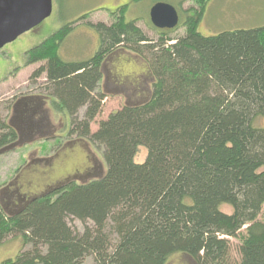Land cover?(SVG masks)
Returning <instances> with one entry per match:
<instances>
[{
	"label": "trees",
	"instance_id": "trees-1",
	"mask_svg": "<svg viewBox=\"0 0 264 264\" xmlns=\"http://www.w3.org/2000/svg\"><path fill=\"white\" fill-rule=\"evenodd\" d=\"M191 1L182 37L153 27L158 38L151 39L125 9L110 26L90 25L101 48L89 60L60 56L72 23L27 52L26 66L44 63L30 80L46 76L45 93L33 105V97L14 98V108L23 101L28 117L41 120L50 108L66 114L67 137L102 148L106 172L59 185L17 211L0 203V244L11 236L24 244L1 264H83L89 257L95 264H167L176 254L197 264H264V128L255 126L264 118V25L204 36L199 27L212 0ZM120 48L147 65L150 97L92 133L107 98L100 90L105 62ZM20 141L0 119V155ZM141 148L148 155L139 164ZM230 238L242 241L237 262Z\"/></svg>",
	"mask_w": 264,
	"mask_h": 264
},
{
	"label": "rangeland",
	"instance_id": "rangeland-1",
	"mask_svg": "<svg viewBox=\"0 0 264 264\" xmlns=\"http://www.w3.org/2000/svg\"><path fill=\"white\" fill-rule=\"evenodd\" d=\"M125 1L53 0L51 14L44 22L0 49V119L14 123L17 128L22 126L24 132L46 127L34 136H22L21 141L13 145L9 152L0 155V202L9 212L15 210V204L25 196L34 198L69 181L83 183L105 174L103 149L91 142L68 138L70 119L66 114L51 109L47 120H41L38 116L29 118L25 112L28 121L21 120L20 124L19 121L13 122L15 111L12 102L14 98L23 100L33 97V105L34 97L45 93L46 76L37 81L30 80L44 63L26 66L28 51L40 46L66 24L72 23L73 30L60 48L61 58L69 62L93 58L101 48V39L90 25H112L115 18L108 10L112 11ZM169 4L180 11L183 21L191 14L190 9L195 7L191 0H172ZM153 5L154 2L150 0L136 4L130 9L128 20L138 21L143 32L156 40L158 34L150 20ZM263 25L264 0H212L208 3L199 32L204 36H214L222 32L256 29ZM184 34L185 28L181 24L171 36L178 38ZM104 76L100 90L107 94V98L100 115L91 125L92 133L97 132L101 122L108 120L127 104L147 101L153 83L144 61L125 49H119L106 60ZM84 113L85 110H81L80 117ZM255 126L264 128V118L257 119ZM55 135L57 138L50 140ZM147 155V150L141 148L136 157L137 163H144ZM1 199L9 202L5 204ZM222 210L227 214L232 213L230 206H223ZM73 225L80 232L85 230L83 223L78 220ZM246 228L241 236L246 235ZM230 241L231 257L237 262L242 241L236 238H230ZM23 249L20 237L7 238L0 244V264L16 259ZM83 264H95L94 258H87ZM167 264L197 263L185 254H176Z\"/></svg>",
	"mask_w": 264,
	"mask_h": 264
},
{
	"label": "water",
	"instance_id": "water-1",
	"mask_svg": "<svg viewBox=\"0 0 264 264\" xmlns=\"http://www.w3.org/2000/svg\"><path fill=\"white\" fill-rule=\"evenodd\" d=\"M53 0H0V49L26 32L34 30L51 14ZM153 26L173 31L180 24L177 9L159 2L150 13Z\"/></svg>",
	"mask_w": 264,
	"mask_h": 264
},
{
	"label": "flooded vegetation",
	"instance_id": "flooded-vegetation-1",
	"mask_svg": "<svg viewBox=\"0 0 264 264\" xmlns=\"http://www.w3.org/2000/svg\"><path fill=\"white\" fill-rule=\"evenodd\" d=\"M145 0H140L139 2H137L136 0H126L125 2H121L120 4H119V6L118 7H116V8H113V10L111 11V10H108L109 12H110V15L112 16V17H116L117 15H118V13L120 14V12H122L123 10H125L126 9V18H127V20H128V13H129V11H130V9H132V7L133 6H135L136 4H139V3H141V2H144ZM151 1V0H150ZM160 2V1H159ZM159 2H154V5L152 6V8L157 4V3H159ZM162 2V1H161ZM167 3H169V2H167ZM173 6V5H172ZM175 7V6H174ZM150 13H151V10H150ZM179 16H180V24H181V22H182V17H181V13H180V11H179ZM150 19H151V17H150ZM131 21H136V20H131ZM128 22H130L129 20H128ZM136 22H138V21H136ZM178 28V27H177ZM156 29V28H155ZM97 33V32H96ZM98 34V33H97ZM121 49V48H120ZM105 77V76H104ZM25 107H26V105H25V103L22 101V102H20V103H18V104H16L15 105V108H14V111H15V113H14V116H13V122L14 121H19L20 122V124H21V120H23V121H28L26 118H25V116H24V113H25ZM17 115H19L18 117H17ZM12 125H13V127H15L18 131H19V133H20V136H21V138H22V136H32V135H34V133H40V132H42V130H44V129H46V127H44L42 130L41 129H37V128H35V129H31V130H28V132H24V131H22L23 130V128H22V126H20L19 128H17V126H15L14 125V123H12ZM46 194V193H45ZM44 195V194H43ZM25 196V195H24ZM38 196H42V195H38ZM14 197V196H13ZM30 199H32V198H30ZM29 200V197H23V199L22 200H20L19 202H17L16 204H15V210H13V211H17V209L23 204V203H25V202H27ZM1 201L2 202H4L5 204H7L8 202H9V200L8 201H6V200H4V199H1ZM18 201V200H17ZM1 203V202H0ZM2 204V203H1ZM21 204V205H20ZM5 209L7 210V211H9L6 207H5ZM12 212V211H11Z\"/></svg>",
	"mask_w": 264,
	"mask_h": 264
}]
</instances>
